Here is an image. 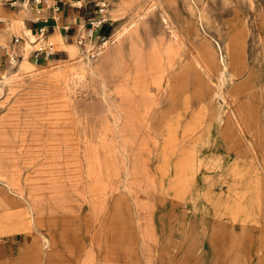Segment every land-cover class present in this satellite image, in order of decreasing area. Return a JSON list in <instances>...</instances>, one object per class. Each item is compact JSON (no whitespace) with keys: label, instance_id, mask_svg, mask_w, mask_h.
<instances>
[{"label":"rangeland","instance_id":"374dc122","mask_svg":"<svg viewBox=\"0 0 264 264\" xmlns=\"http://www.w3.org/2000/svg\"><path fill=\"white\" fill-rule=\"evenodd\" d=\"M103 1L32 67L70 79H0V264H264V0H180L174 47L153 1Z\"/></svg>","mask_w":264,"mask_h":264},{"label":"crops","instance_id":"0c3cea01","mask_svg":"<svg viewBox=\"0 0 264 264\" xmlns=\"http://www.w3.org/2000/svg\"><path fill=\"white\" fill-rule=\"evenodd\" d=\"M28 1L29 0L23 2V6L26 5ZM151 1L155 4L154 7L159 8L166 31H168L169 39H167V45L172 47L177 46L176 44H180L179 38L182 37L184 33L182 28L178 27L171 18L172 16H170L169 9L173 6L178 15L182 17L184 12L182 10L183 7L181 1ZM34 2L38 4V6L36 7L33 5L28 11H23L21 9L8 11L7 13L11 14L10 18L13 20L7 21L1 25L3 27V32L0 31V41L5 38L12 41V44L9 46H1V53H3V56H5L6 59L12 57V60H10L11 64H13L16 59H21L13 72L8 73L7 70L1 72L0 79L7 77L8 85L9 81H19V86H22L24 82L20 79L24 74L30 75L31 79L35 80H44L53 76H61L64 80L71 78V75H68L66 68L61 66L62 64L42 73H35L32 69L35 62L45 63L49 59L59 60L64 55V52L61 49L55 50L50 55L36 53L34 49L31 53L26 48L22 49L24 39L29 38V35L36 36L40 27H46V32L44 33L45 36L54 40L55 43L71 42L68 43V45L77 47V44L74 42H81L88 38V36L94 35V33H98L99 36L104 35L103 33L108 26L106 19L100 20L99 18V14L103 10V6H101V3L104 2L103 0H34ZM142 3L139 5V8L141 9L144 7ZM143 14L144 11L139 13L140 16H143ZM134 20L138 21L139 16ZM17 32H23L25 36L16 35L18 34ZM114 36L115 38H119L120 41L113 51V54L115 51L122 52L125 40H128L127 42L134 45L136 43L135 40H137V38L139 39L137 28L130 30V26L128 25H124L121 29L117 30ZM15 37H19V39L16 41ZM29 42L33 43V40H29ZM211 52L212 56L215 58L216 54L214 53V50ZM82 62L86 69V62Z\"/></svg>","mask_w":264,"mask_h":264},{"label":"built area","instance_id":"2783aa9c","mask_svg":"<svg viewBox=\"0 0 264 264\" xmlns=\"http://www.w3.org/2000/svg\"><path fill=\"white\" fill-rule=\"evenodd\" d=\"M16 0H0V4H2L3 6H7L8 4L13 5L15 3ZM106 3L102 2L101 6H104ZM0 21H2V18H0ZM46 32V27L42 26L39 28L38 34L36 35L35 39L33 40L34 44H40L38 46H36L34 48V50L36 51V53H44L46 55H50L52 54L56 49H55V41L52 39H48L45 36ZM92 36V35H90ZM19 39V37H15V40L17 41ZM12 60V58H11Z\"/></svg>","mask_w":264,"mask_h":264},{"label":"bare ground","instance_id":"6f19581e","mask_svg":"<svg viewBox=\"0 0 264 264\" xmlns=\"http://www.w3.org/2000/svg\"><path fill=\"white\" fill-rule=\"evenodd\" d=\"M16 2V1H15Z\"/></svg>","mask_w":264,"mask_h":264}]
</instances>
